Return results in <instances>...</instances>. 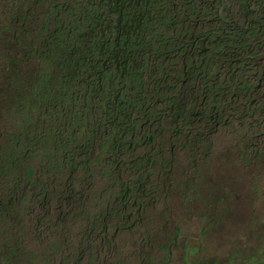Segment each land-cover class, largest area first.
Masks as SVG:
<instances>
[{
	"label": "flooded vegetation",
	"instance_id": "1",
	"mask_svg": "<svg viewBox=\"0 0 264 264\" xmlns=\"http://www.w3.org/2000/svg\"><path fill=\"white\" fill-rule=\"evenodd\" d=\"M262 169L264 0H0V264H171Z\"/></svg>",
	"mask_w": 264,
	"mask_h": 264
},
{
	"label": "rangeland",
	"instance_id": "2",
	"mask_svg": "<svg viewBox=\"0 0 264 264\" xmlns=\"http://www.w3.org/2000/svg\"><path fill=\"white\" fill-rule=\"evenodd\" d=\"M227 174L223 172L222 178ZM250 174L245 171L243 180L249 182L252 176V184L240 180L236 187L235 207L229 210V199H225L218 222L209 225L205 234L191 232L194 250L175 252L171 264H264V180L260 182L264 169ZM198 241L202 245L198 246Z\"/></svg>",
	"mask_w": 264,
	"mask_h": 264
}]
</instances>
